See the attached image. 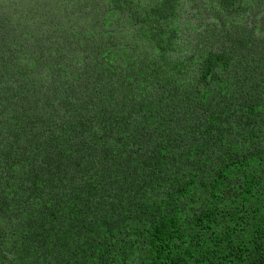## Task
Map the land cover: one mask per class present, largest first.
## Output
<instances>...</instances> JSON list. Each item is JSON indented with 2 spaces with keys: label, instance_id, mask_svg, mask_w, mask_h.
Returning a JSON list of instances; mask_svg holds the SVG:
<instances>
[{
  "label": "trees",
  "instance_id": "1",
  "mask_svg": "<svg viewBox=\"0 0 264 264\" xmlns=\"http://www.w3.org/2000/svg\"><path fill=\"white\" fill-rule=\"evenodd\" d=\"M15 1L0 264H264V0Z\"/></svg>",
  "mask_w": 264,
  "mask_h": 264
},
{
  "label": "rangeland",
  "instance_id": "2",
  "mask_svg": "<svg viewBox=\"0 0 264 264\" xmlns=\"http://www.w3.org/2000/svg\"><path fill=\"white\" fill-rule=\"evenodd\" d=\"M3 1H5L6 3L3 2ZM11 1L12 0H0V4L1 3H4V11L7 10V13H11L12 12V3H9ZM16 1H15L16 4H18L20 2V0H16ZM77 1L78 0H69V2H71L73 4V6L71 7V9H67V10H65V4H62V2L59 3V0H57V3H54L53 5H52L53 2L52 1H49V0H46V1L45 0H31V3L33 4V2H38V4H39L38 7L40 8V11L41 10L44 11L45 9H47L46 5H43V4H47V6H49V7H54V8H56L55 10L58 11V15L62 16L63 18H66L67 17L69 19V21H70L71 19H74L75 20L76 17L78 16L79 12H80V10L76 6V5H78L76 3ZM186 1H189V0H174V3L175 2L182 3V2H186ZM195 1L199 2V3L192 2V3H194L193 9L196 10V8L200 4V2H204V0H195ZM71 3H68V5H70ZM138 4L140 5V8L141 7H146L147 8V11H146V14L147 15H149V16H151L153 18H157L159 16L160 12L157 10V7L154 4L148 5L149 4L148 1H142L141 2L140 0H139V3ZM55 6H57V7H55ZM187 8H190V6L188 5V3H187V5L185 3V10H184L185 12H186ZM86 14H87L86 17L83 18V19L81 18V19L77 20L75 25H74V23L69 22L67 19H66L65 22H69L71 25H73L72 28H75V29H77L78 27H80L79 24L82 26V22H86L85 24H88L91 27V29H88L86 31L87 33H89V35L91 34V35H94L95 36L96 33L102 35L103 34L102 33V28H99L96 25L93 26V27L91 26L92 25V22H93V18H92V16H93V10H88V13H86ZM179 15H183V14L179 12ZM205 15L210 17V15H209L208 12H206ZM10 17H12V16H10ZM2 29L5 30L4 27H2ZM104 29H105V27L103 26V31H104ZM79 30H82L83 31V29L81 27H80ZM11 31H12V28H10L9 30H7V33H9V40L7 39L6 36L0 37L1 39L5 40V42H3V43H7L8 42L7 46H3V45L0 46V48L5 47L3 49L4 53H2V55L4 56V57H2L4 59V60H2V62L4 64H6V62H8L9 56L12 55V53H11L12 45L14 44V41L17 40V38L19 37L18 34H17V36H14L13 32L11 33ZM87 33L81 32L80 34H82V35L86 34L87 36H89ZM133 34L134 33H132L131 31L129 32V36H133ZM104 36H106V35H104ZM104 36L102 37L103 39H105ZM136 39H137V35H135L133 37L132 42H131L130 45H134ZM30 40H31V38H30ZM1 43L2 42H0V44ZM7 49H8V51H6ZM151 51H152L151 48H149V49H143V50L141 49L140 50V53L138 54V56H140V58L143 59V61L149 63L152 60V58L151 59H148L149 53ZM114 57H116V56L110 55L108 57V60L110 62H112ZM150 63H153V64L155 63V64L159 65L158 67H160L162 69H165V72L168 73L169 75H176L177 76V74H178V72L180 70V67L179 66H178V69L174 68V66H172L171 63H170V61H168V60H163L162 61L160 59H156V60H152ZM2 77L9 78L10 77V73H9V71H5L3 69V67H0V79Z\"/></svg>",
  "mask_w": 264,
  "mask_h": 264
}]
</instances>
